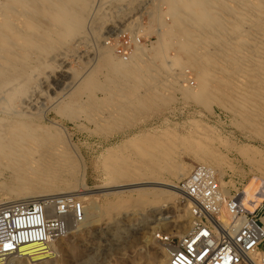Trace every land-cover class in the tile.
<instances>
[{"label":"rangeland","instance_id":"1","mask_svg":"<svg viewBox=\"0 0 264 264\" xmlns=\"http://www.w3.org/2000/svg\"><path fill=\"white\" fill-rule=\"evenodd\" d=\"M169 1L91 0L82 29L52 43L46 53H34L19 75L0 86V126L26 120L68 134L73 170L67 183L57 195L31 199L76 198L86 206L85 221L70 216L66 230L51 238L50 258L37 264H163L171 245L193 228L197 206L211 210L218 193L228 199L246 174L264 178L263 99L254 96L260 106L256 112L233 104L229 96L245 94L248 83L224 68L200 84L204 91L198 96L187 93L189 87L197 89L200 73L197 66L186 64L187 53L178 48L182 35L167 13ZM239 31L240 36L246 30ZM215 43L205 51L207 58ZM177 55L182 64L174 62ZM141 56L153 61L132 74L123 70ZM197 59L200 66L205 63ZM169 65L179 72L163 89L164 80L148 68L169 70ZM148 77L161 85L148 89ZM141 84L143 92L135 93ZM259 86L257 90L264 91ZM183 164L192 166L191 173L204 171L205 181L198 191L182 188L184 194L174 203L153 194L142 199L134 194L123 203L106 188L89 196L78 192L97 183L118 185L142 177H159L182 187L190 175L178 177ZM122 190L117 194L128 193ZM6 195L0 189V201L6 202ZM213 207L220 208L218 203ZM259 251L253 258L262 264L264 244ZM15 263L34 264L29 259L10 264Z\"/></svg>","mask_w":264,"mask_h":264},{"label":"bare ground","instance_id":"2","mask_svg":"<svg viewBox=\"0 0 264 264\" xmlns=\"http://www.w3.org/2000/svg\"><path fill=\"white\" fill-rule=\"evenodd\" d=\"M90 2L91 0H0V86L7 85L11 77L19 75L16 73L22 70L23 64L32 60L34 53H46L49 45L65 40L73 34L75 28L82 29L81 25L84 23ZM167 5V13L174 17V25L179 26L181 30L182 36L178 41V48L187 53L188 61H184L189 66H197L200 73V76L198 75L200 81L195 85L197 89L193 90L189 87L187 93L189 90L198 96L204 91L200 85L203 81L216 76L218 70L231 69L248 83L245 94L229 96L232 103H239L249 112L259 110L260 106L257 105L258 102L254 96L261 97L260 100L263 99L261 101L264 104V94L261 96L264 91L257 90L259 85L261 89L264 88V0H170ZM243 28L246 30L243 35L236 34ZM221 37L223 38L220 39ZM214 42H216L215 47H212L210 56L207 58L205 51ZM195 45H198V50L194 48ZM152 58L141 56L130 66L125 65L123 70L132 74L131 71L141 68L150 60L152 62ZM163 58L164 56L161 59L164 60ZM172 58L178 65L183 62L178 55ZM197 58H202L201 61L205 63L200 66ZM148 70L152 76L160 75L161 82L164 80L163 89L168 88V83L174 74L179 72L176 65L173 68L169 65V70H161L153 66ZM230 74L233 75V73ZM28 76L27 74L24 77L27 79ZM146 82L150 90H155L156 86L161 85V83L158 84L159 82H151L149 77L146 78ZM143 85L134 88L135 93H142ZM143 103L145 102H140V104ZM39 125L26 120H14L0 126V168L3 169L0 172V189L6 191V202L36 200L31 198H41L44 194L57 195L67 183L69 174L73 170L68 163L70 157V146L66 144L68 134L65 135L66 133L61 132L58 127ZM227 166L233 167L231 163ZM192 169L191 165L183 164L178 177L192 174ZM7 170H10L8 175H6ZM199 173L204 179L206 173L202 170H199ZM244 176L247 182L244 183L243 202L249 209H253L264 196V178L252 179L247 174ZM115 183L114 181L108 185L97 183L91 188H83L78 192L89 196L106 188L113 190L119 202L123 203L134 194L139 199L153 194L156 199L161 197L162 200L174 203L178 194H184L182 187L159 177H142L136 181L126 180L118 185ZM122 188L128 192L125 193L126 195L117 194L123 191ZM190 198L200 204L196 198L192 196ZM216 201L220 205V218L226 225L229 224L231 214L223 195L216 197ZM6 202L1 200L0 205L7 204ZM117 208L120 209L119 206ZM187 213L190 214L189 211ZM189 222L192 224L193 219ZM51 241L44 244L24 245L20 249L19 256L8 258L7 261L11 263L14 260L29 259L31 263H40L50 258ZM173 249L174 246L171 245L170 255L165 258L163 264L168 263ZM253 253L257 252H251L248 261L252 264H260V261L253 258Z\"/></svg>","mask_w":264,"mask_h":264},{"label":"built area","instance_id":"3","mask_svg":"<svg viewBox=\"0 0 264 264\" xmlns=\"http://www.w3.org/2000/svg\"><path fill=\"white\" fill-rule=\"evenodd\" d=\"M245 180L238 182L228 199L224 198L231 222L226 225L220 218V208L213 207L219 204L216 197L221 193L209 205L214 215L206 207L197 206V221L173 245L167 264H247L251 252H260L264 244V196L249 209L243 202ZM204 181L199 171L193 172L182 181V188L198 191ZM70 216L76 222L85 221L83 201L61 197L0 205V264H10L7 259L19 256L24 245L49 243L66 230Z\"/></svg>","mask_w":264,"mask_h":264}]
</instances>
